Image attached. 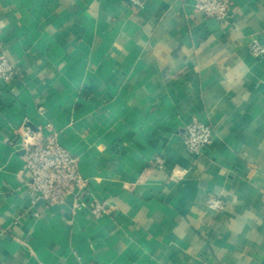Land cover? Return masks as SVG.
Masks as SVG:
<instances>
[{
  "label": "crops",
  "instance_id": "crops-1",
  "mask_svg": "<svg viewBox=\"0 0 264 264\" xmlns=\"http://www.w3.org/2000/svg\"><path fill=\"white\" fill-rule=\"evenodd\" d=\"M142 2L0 0L19 70L0 79V264H264V0L224 20ZM194 118L214 132L199 155ZM45 127L78 158L82 210L30 193L20 134Z\"/></svg>",
  "mask_w": 264,
  "mask_h": 264
},
{
  "label": "built area",
  "instance_id": "built-area-1",
  "mask_svg": "<svg viewBox=\"0 0 264 264\" xmlns=\"http://www.w3.org/2000/svg\"><path fill=\"white\" fill-rule=\"evenodd\" d=\"M141 7L142 0H133ZM233 0H194V8L205 17L224 20L230 13ZM251 53L256 57L264 56V46L255 40L250 46ZM19 73L17 67L6 57L0 58V79L12 80ZM214 139L210 124L193 119L186 125L183 142L193 155L202 154ZM21 146L24 151L25 167L29 172L28 182L30 193L35 200L46 203H60L72 196V208L75 211L85 208L87 203L84 194L88 190L87 180L82 176L78 166V158L62 146L50 127L39 133L28 130L20 134ZM159 164L163 163L157 158ZM208 208L216 211L224 209L221 197L210 195L206 200ZM107 212L105 203L96 202L92 213L98 217Z\"/></svg>",
  "mask_w": 264,
  "mask_h": 264
}]
</instances>
